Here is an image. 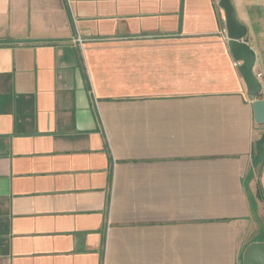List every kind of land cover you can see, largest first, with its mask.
<instances>
[{"label": "crops", "instance_id": "0c3cea01", "mask_svg": "<svg viewBox=\"0 0 264 264\" xmlns=\"http://www.w3.org/2000/svg\"><path fill=\"white\" fill-rule=\"evenodd\" d=\"M220 1L0 0V264H243L264 243V0H231L257 98Z\"/></svg>", "mask_w": 264, "mask_h": 264}, {"label": "water", "instance_id": "95a60500", "mask_svg": "<svg viewBox=\"0 0 264 264\" xmlns=\"http://www.w3.org/2000/svg\"><path fill=\"white\" fill-rule=\"evenodd\" d=\"M219 6L225 14V28L229 49L246 85L253 98L260 96L262 85L257 78L254 67L257 60L255 51L246 43L248 29L240 23L235 7L231 0H221ZM255 121L264 125V100L253 102ZM243 264H264V243H252L247 247L243 257Z\"/></svg>", "mask_w": 264, "mask_h": 264}, {"label": "trees", "instance_id": "16d2710c", "mask_svg": "<svg viewBox=\"0 0 264 264\" xmlns=\"http://www.w3.org/2000/svg\"><path fill=\"white\" fill-rule=\"evenodd\" d=\"M253 152L256 160L264 157V136L257 143H255Z\"/></svg>", "mask_w": 264, "mask_h": 264}, {"label": "rangeland", "instance_id": "374dc122", "mask_svg": "<svg viewBox=\"0 0 264 264\" xmlns=\"http://www.w3.org/2000/svg\"><path fill=\"white\" fill-rule=\"evenodd\" d=\"M260 229L263 231L264 230V221H262V224L260 225L259 223H257V231L259 230L260 231ZM256 231V232H257ZM264 232V231H263ZM263 232H261V233H258V234H256V236L255 237H253V240H254V238L255 239H263V237H264V233Z\"/></svg>", "mask_w": 264, "mask_h": 264}, {"label": "built area", "instance_id": "2783aa9c", "mask_svg": "<svg viewBox=\"0 0 264 264\" xmlns=\"http://www.w3.org/2000/svg\"><path fill=\"white\" fill-rule=\"evenodd\" d=\"M223 35L226 37V39H227V31H226V28L223 30ZM236 66L238 67L239 65L236 63ZM257 76V78L260 80L261 78H262V74H257L256 75Z\"/></svg>", "mask_w": 264, "mask_h": 264}]
</instances>
